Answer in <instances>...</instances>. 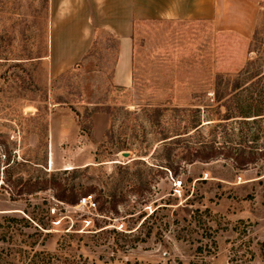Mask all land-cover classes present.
<instances>
[{
    "label": "rangeland",
    "instance_id": "1",
    "mask_svg": "<svg viewBox=\"0 0 264 264\" xmlns=\"http://www.w3.org/2000/svg\"><path fill=\"white\" fill-rule=\"evenodd\" d=\"M221 7L216 26L137 24L126 90L110 81L109 33L75 62L72 0H0V264H264V157L244 170L179 160L200 144L264 150V0ZM96 105L110 109L97 141ZM168 157L175 178L157 172ZM51 175L93 201L140 179L151 191L128 193L117 216L50 189L18 195Z\"/></svg>",
    "mask_w": 264,
    "mask_h": 264
},
{
    "label": "crops",
    "instance_id": "2",
    "mask_svg": "<svg viewBox=\"0 0 264 264\" xmlns=\"http://www.w3.org/2000/svg\"><path fill=\"white\" fill-rule=\"evenodd\" d=\"M78 2L72 0L71 12V32L77 39L76 49L75 46L71 48L72 52L77 53L75 62L84 57L95 32L109 33L117 42L110 81L113 86L126 90L132 85L134 31L137 24L144 21L208 22L216 26L222 14V0H83L82 6ZM105 125V115L92 116L94 140L101 138Z\"/></svg>",
    "mask_w": 264,
    "mask_h": 264
},
{
    "label": "trees",
    "instance_id": "3",
    "mask_svg": "<svg viewBox=\"0 0 264 264\" xmlns=\"http://www.w3.org/2000/svg\"><path fill=\"white\" fill-rule=\"evenodd\" d=\"M158 112L159 110H156V113ZM90 114L91 115L88 116V118H92L94 114L109 115L110 109L109 107H103V106L96 105L94 109H92ZM197 127H199V125L195 126L193 129L195 130L197 129ZM172 137L173 139H171V137H167L166 135H164L161 140L166 141L170 139L168 142H164V143L171 142L172 144H174L175 142H178V139H180L179 138L180 134H174ZM120 151H127V150L125 148H121ZM219 156H222L226 159H230L233 162L236 169L244 170L247 166L255 164V162L260 157H264V150L256 152V151L247 150L246 148L241 147V146L233 149V148H219L215 146L209 147L205 144H200L198 146L187 147L185 151L182 153L179 160L180 162H184L185 164L191 165L195 162L208 163L212 160L217 159V157ZM166 161L167 162L165 166H161V168L157 169V172L158 173L165 172L162 169L164 168L166 169V171L170 173L171 177L173 178L177 177L179 175L180 164L171 162V159L169 157ZM19 184L21 185V188L18 190V195L31 194L35 192L36 190L50 189L54 192L55 200H57L61 204L71 206V207L77 206L79 201L82 198H86L88 197V194L93 193L92 190H86L82 193H77L73 186H68L65 183H62V181L56 178L54 175H51L49 179H45L41 182L32 183L30 181H25L22 183V181H19L16 187H18ZM150 191H151L150 182H148L147 180L140 179V181H138L135 184H132L129 187L128 192L118 193L114 191L113 193H110L109 195L106 196L107 201L101 200V198H103L104 196L100 192L97 198L94 199V202L97 201L98 203L97 211L99 213H104L105 211H107L108 213H111L112 215L117 216L120 211L119 207L126 202L128 193H131L132 195L140 198V197H144ZM106 202L108 203L107 207L105 206ZM95 205H96V202H95ZM156 213H157V210L153 211L150 218L153 217ZM191 218L193 217L191 216ZM146 220L147 219H145V221ZM95 227H98V224H95ZM97 229H100V228H97ZM138 242H143V241L139 240ZM234 257L236 258L235 264H250L253 259L252 254L250 255L249 258H247L244 254L237 256V257L234 256Z\"/></svg>",
    "mask_w": 264,
    "mask_h": 264
},
{
    "label": "built area",
    "instance_id": "4",
    "mask_svg": "<svg viewBox=\"0 0 264 264\" xmlns=\"http://www.w3.org/2000/svg\"><path fill=\"white\" fill-rule=\"evenodd\" d=\"M77 206H85L89 209L95 210V202L93 201L91 196H88L86 198H82Z\"/></svg>",
    "mask_w": 264,
    "mask_h": 264
},
{
    "label": "water",
    "instance_id": "5",
    "mask_svg": "<svg viewBox=\"0 0 264 264\" xmlns=\"http://www.w3.org/2000/svg\"><path fill=\"white\" fill-rule=\"evenodd\" d=\"M125 157L127 156V154H123Z\"/></svg>",
    "mask_w": 264,
    "mask_h": 264
}]
</instances>
